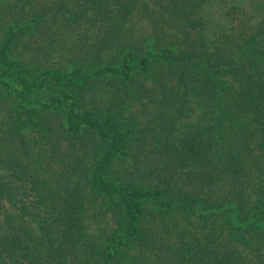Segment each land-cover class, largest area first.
I'll return each instance as SVG.
<instances>
[{
    "label": "trees",
    "instance_id": "trees-1",
    "mask_svg": "<svg viewBox=\"0 0 264 264\" xmlns=\"http://www.w3.org/2000/svg\"><path fill=\"white\" fill-rule=\"evenodd\" d=\"M220 3L0 0V93L14 98L10 114L0 105V133L8 138L3 144L13 147L5 152L6 177L26 175L39 204L32 216L36 227L21 216L16 227L0 229V264H264V20L229 26L216 20ZM158 12L165 14L171 30L163 36L171 42L157 43L147 34L158 30L144 33L134 25L136 16ZM81 24L91 29L77 33ZM32 31L38 69L11 50L18 35ZM158 63L169 70L159 73L165 108L157 112L152 145L171 164L144 173H165L187 185L173 197L158 185L112 176L116 159L128 155L129 130L110 113L80 105L81 94L96 89V79L130 81L135 71L150 72ZM144 91L149 94L148 87ZM43 113L60 115L62 130L75 139L66 162L59 163L50 137L41 148L24 133L42 125ZM5 118L16 124L13 143ZM92 143L100 146L93 161L86 146ZM93 202L103 214L117 205L116 227L90 229ZM145 204L156 219H144ZM180 211L202 223L201 239L190 238L192 229L172 226L169 214ZM244 237L252 257L237 245Z\"/></svg>",
    "mask_w": 264,
    "mask_h": 264
},
{
    "label": "rangeland",
    "instance_id": "rangeland-1",
    "mask_svg": "<svg viewBox=\"0 0 264 264\" xmlns=\"http://www.w3.org/2000/svg\"><path fill=\"white\" fill-rule=\"evenodd\" d=\"M229 5H237L238 9L236 12H230ZM243 6V7H242ZM263 8V9H262ZM213 9V7H212ZM217 9V10H216ZM262 9L261 13L259 10ZM230 14H227V12ZM260 13V14H259ZM214 14L216 20H223L227 22V25L231 26L232 23L237 24L239 21H246L250 24L256 21L264 20V0H221V3L214 7ZM263 14V16H262ZM165 14L158 12L151 18L147 16H136L140 20H136L135 26H142L141 30L144 33H151L152 28L158 30V32H153L152 37H157L156 42L159 43L161 39L165 42H171L172 38L170 36H163L166 31L171 30L163 21ZM167 17V16H165ZM162 22L165 24L162 25ZM91 29L86 25L76 26L75 31L85 32ZM146 35V36H147ZM36 32H30L28 34L18 35L13 43L11 44V50L14 56L18 57L25 66L31 67L32 69H38L42 66L40 61L36 62L38 56L35 54L33 41L36 39ZM165 37V38H163ZM139 38V37H138ZM139 40H141L139 38ZM155 41V40H154ZM179 50L185 51V46H179L176 44ZM39 55V54H38ZM91 55H84L90 64L96 63L93 59H90ZM154 70L150 72L135 71L132 74V79L121 80L119 78L112 77V75L102 76L94 81L96 83V89L90 91H85L81 94L80 105L92 109L95 113L106 114L110 113L114 117L115 122L122 129L129 130V137L127 139V153L124 157H119L114 162L110 174L120 180H125L129 182L136 183H151L160 186L164 189L165 197H173L175 193H179L182 189L187 187L186 184L180 183L176 178L171 179L165 173L156 174L155 178L147 176L144 172L148 171L151 166L161 168L163 164H171V159L169 157H162L156 155L154 152V147L152 145V130L154 129V124L157 119V112L164 110V105L162 102L163 93L160 91L162 87V78L165 76L163 73L168 69V65L165 63L154 64ZM164 76H161V74ZM56 88H59L55 85ZM148 87L149 94H146L144 89ZM94 97V98H92ZM14 98L7 93H0V105L4 107V111L12 112ZM40 119V118H38ZM42 125L38 127H31L24 133L36 138L37 147H45L46 138L50 137L51 145L55 146V153L59 158V163L67 161V153L73 149L75 144V139L70 133H66L61 128L60 115L53 114H42L41 115ZM1 123V122H0ZM4 127H6L11 135L13 132H17L16 124L13 122L12 118H5ZM0 131H5V129L0 128ZM54 133V135H47L48 132ZM82 137H87L86 133L80 135ZM7 134L0 133V145L4 150L0 149V189H5V194L0 196V229L2 227L8 228L14 223V227L24 221L31 222V226L36 227V224L32 221L33 214L38 210L39 204L36 201L33 191L36 190L33 184L28 180L26 175L21 177L9 176L6 177V173L9 171L5 166V158L8 156L5 152L13 151L12 144L4 145L3 140H6ZM77 139V138H76ZM78 145L85 144V140L77 139ZM12 142V141H11ZM13 143V142H12ZM89 158L91 161L94 160L96 153L98 151L99 143H92L91 145H86ZM65 152L66 155H65ZM63 166V165H61ZM60 167V166H59ZM143 172L145 175H141L139 172ZM15 178V179H14ZM5 183L4 185H1ZM62 188H60V192ZM86 198L90 196L86 195ZM94 203V204H93ZM90 204L91 219L87 217V223L90 229H94V226L99 225L102 227V231L110 230V227H116L117 223L115 221L117 212V205L115 203L109 205L108 211L105 214L98 210L95 202ZM146 214L144 216L145 220H150L158 216L150 205L145 204ZM24 214V216L22 215ZM97 214V215H95ZM172 226L179 224L181 227H187L190 230L189 234L194 239H201L203 236L202 223L196 219L189 217L183 211L169 214ZM9 217H15L16 222L13 219L9 220ZM189 222H188V221ZM219 221V219H218ZM224 223V218L221 220ZM111 225V226H110ZM197 227V228H196ZM201 229V230H199ZM206 231V230H205ZM249 238H243L238 240L237 245L240 247L241 251L252 257L251 245ZM175 242V241H173ZM161 246H157L159 249ZM131 253H135V247L128 249ZM105 264H123L120 261H115L114 263L108 262Z\"/></svg>",
    "mask_w": 264,
    "mask_h": 264
}]
</instances>
